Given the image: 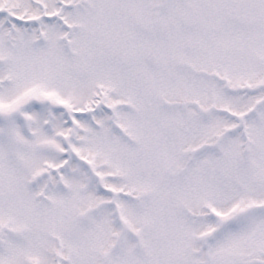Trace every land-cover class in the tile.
<instances>
[{
    "label": "snow or ice",
    "instance_id": "1",
    "mask_svg": "<svg viewBox=\"0 0 264 264\" xmlns=\"http://www.w3.org/2000/svg\"><path fill=\"white\" fill-rule=\"evenodd\" d=\"M0 264H264V0H0Z\"/></svg>",
    "mask_w": 264,
    "mask_h": 264
}]
</instances>
